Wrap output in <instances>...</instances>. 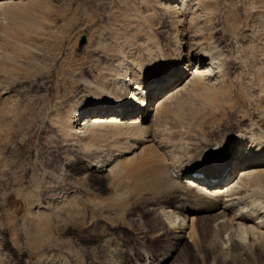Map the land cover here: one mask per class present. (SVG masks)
Wrapping results in <instances>:
<instances>
[{"label": "rangeland", "instance_id": "obj_1", "mask_svg": "<svg viewBox=\"0 0 264 264\" xmlns=\"http://www.w3.org/2000/svg\"><path fill=\"white\" fill-rule=\"evenodd\" d=\"M177 2L11 0L0 9V264H103L108 255L100 243L110 237L126 263L123 243L141 242L139 235H177L147 211L157 199L131 193L135 178L125 172L128 163L105 171L126 147L105 131L84 133L79 142L64 126L71 111L92 105L95 85L109 89L125 78V68L132 78L128 63L142 71L166 63L186 79L193 73L190 64L203 69L209 63L205 53L219 58L203 78L209 91L183 96L181 110L172 104L165 121L151 129L166 144L160 156L179 152L176 160H185L195 144L223 146L251 127L264 135V0H197L203 13L191 24L175 19L171 7ZM180 53L194 58L184 61ZM255 177L234 194L239 199L233 209L246 221H253L252 213L264 216V172ZM218 201L197 215L196 259L183 241L174 248L168 242L173 257L184 264H264V236L253 242L251 233L238 234L233 225L231 237L223 233L213 244L211 235L222 232L217 218L232 216ZM38 205L48 209L39 211ZM146 242L144 247L152 241Z\"/></svg>", "mask_w": 264, "mask_h": 264}, {"label": "bare ground", "instance_id": "obj_2", "mask_svg": "<svg viewBox=\"0 0 264 264\" xmlns=\"http://www.w3.org/2000/svg\"><path fill=\"white\" fill-rule=\"evenodd\" d=\"M8 1L11 0H0V9L3 8ZM171 8L174 10L175 19H177L179 24H184V22L187 24L196 23L203 13V11L198 12L200 5L197 3V0H179V2ZM205 54L202 56H205V60H207V62L209 61V63L205 64V68L203 69L195 68V63L193 65L190 64L189 67L192 66L193 73L189 75L190 78L186 79L182 77L184 72L178 73L176 68H169L166 63H162L159 67H157V64L152 66L148 63V67H151L148 68L146 66L147 69L144 71L138 68L137 65L135 67L134 63H128L129 69H132V71H129L133 72L131 73L132 78H126L129 72L127 68H125V71H121V75L125 76V78H121L118 82L114 80L115 82L113 86H111L112 89H110L111 87L106 89V86L103 89L101 86L95 85L98 96L90 100L92 105H90L88 109H84L81 106L66 115L65 120L63 119L65 121L64 126H66L69 132H73L72 134L80 139L79 142L82 141V137L86 136L84 133L90 131H105L104 134L106 138H111V140L114 139L116 145L118 144L126 147L127 151L124 152L121 157L116 156V158L110 161L108 160L109 162L104 166L105 171L107 170V172L110 173L113 169L115 170V167L117 168L119 164L128 163L129 168H126L125 172L129 173V175L133 174L135 178L133 187L132 189L130 188L131 193L138 198L145 197L146 199H157V203H154L152 206L150 205L151 207H148L149 209H147V211L157 218L161 225L166 224V229L169 233L177 234L139 235L141 242L137 241L132 244L133 246L128 245L130 243H123L128 250V254L125 258L126 263L122 262L125 256L122 253L123 251L119 250L117 244L111 243L113 240L112 237L106 238L100 243V248H103L108 255L107 262L103 264H184V261L179 260L180 258L176 257V254L174 257L172 255V253L174 254L176 252L173 251L174 244L180 241H183L185 245L189 244L193 247L195 254H193L191 258L196 259V247H198L196 244L198 240H196L194 231L196 229L195 226L197 227L199 222L197 215L206 211L210 212L218 200L222 201V203H220L227 213L232 214V216L222 215L217 218L221 220L222 232H219L220 235H218V232L215 231V235H211L213 244L218 241L220 242V237L223 233L226 234L227 237H231L228 235L231 234L233 230H237V232H239L238 234L243 235L251 233L252 235H250V237L253 242H256V239L259 237L264 236V232H261V230H264V216L259 218L258 216H253L252 213L249 217L252 216L253 218L251 217V219L253 221L248 217L251 224L245 226L244 222L248 223L249 220L246 221V217L242 216L244 214H238L235 209H233L236 200L238 201L239 199H237L236 197L238 196L235 197L234 194H237L246 182L248 183L253 177L264 172V135L261 134L262 132L257 134L254 128L251 127L246 135L234 138L226 145H223L224 147L216 144H203L200 141L201 143L195 144L196 147L187 155L185 160L182 159V155L180 156L182 160H176L175 153L179 152H175L174 156H169L164 152L160 156L159 154L162 152L160 149L164 148L166 145L164 144V139H158L156 136L152 135L153 132L150 133L151 129H155V127L159 125L160 119L165 117L167 108L174 103L177 107L183 106L181 100L183 96L189 98L195 95L199 96L205 91H209L207 88L210 86L208 87V85L205 84L203 78L206 75H210L213 66L217 65L215 62L218 61L219 63V58L214 57V54L211 53H207V56ZM182 57L184 61L189 60L188 62L194 58L189 55L182 56L180 53V58ZM185 68L182 71H185ZM221 74L218 72L220 78ZM174 83L176 84L169 88ZM150 107H152V110H150ZM175 137L172 136L174 139ZM77 138H75V141H77ZM168 143L169 142H167V144ZM170 144L172 143L170 142ZM174 144H177V142ZM169 145H167V147ZM178 146L180 147V144ZM187 147L189 146L187 145ZM180 148H178L177 151H179ZM128 150H132V152L137 151L130 157H125V153H131H128ZM154 159H157V161ZM119 172L115 173L119 174ZM211 179H218L219 181L212 184L210 183ZM209 201H212V203ZM213 202L215 204H213ZM36 209L42 211L47 210L48 207L45 205H38ZM178 209H181V211ZM178 216L183 217L180 227L176 225L179 219ZM211 218L212 217H210V219ZM252 224H254V226ZM233 225L236 227V230L232 228ZM257 231L259 234L261 233V235H256ZM233 234L235 237L236 232ZM244 238L246 239V237ZM146 241L156 242V244L159 242V246L153 247L151 242L144 247L143 245L147 243ZM169 241L174 242H171L173 248L168 244ZM250 245L251 244H249V246ZM134 247L137 249L133 250ZM158 247L160 248L157 249ZM237 248L240 250V247ZM233 254L234 253H232V255ZM234 255H236V252ZM40 256L42 255L40 254ZM236 256H238V254ZM55 263L58 264L59 262L55 261ZM36 264L48 263L45 261H38Z\"/></svg>", "mask_w": 264, "mask_h": 264}, {"label": "water", "instance_id": "obj_3", "mask_svg": "<svg viewBox=\"0 0 264 264\" xmlns=\"http://www.w3.org/2000/svg\"><path fill=\"white\" fill-rule=\"evenodd\" d=\"M85 38L82 37L79 41V44H78V50H80L82 48V46L85 44Z\"/></svg>", "mask_w": 264, "mask_h": 264}]
</instances>
